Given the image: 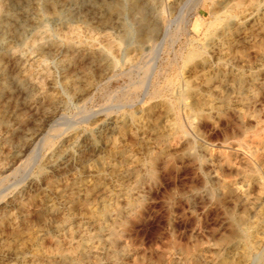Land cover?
Instances as JSON below:
<instances>
[{"label":"rangeland","instance_id":"obj_1","mask_svg":"<svg viewBox=\"0 0 264 264\" xmlns=\"http://www.w3.org/2000/svg\"><path fill=\"white\" fill-rule=\"evenodd\" d=\"M0 37V264H264V0H0Z\"/></svg>","mask_w":264,"mask_h":264},{"label":"bare ground","instance_id":"obj_2","mask_svg":"<svg viewBox=\"0 0 264 264\" xmlns=\"http://www.w3.org/2000/svg\"><path fill=\"white\" fill-rule=\"evenodd\" d=\"M150 2H151V0H149ZM151 4V3H150ZM116 8V7H115ZM118 8V7H117ZM139 11V10H138ZM150 27V26H149ZM150 29V31H153L154 30V27H150L149 28ZM0 39H1V37H0ZM8 51L9 50H7V49H4L3 47H1L0 48V61H1V58L3 57V56H5L7 53H8ZM254 76V75H253ZM231 247V246H230ZM34 259V258H33ZM59 259V258H58Z\"/></svg>","mask_w":264,"mask_h":264}]
</instances>
